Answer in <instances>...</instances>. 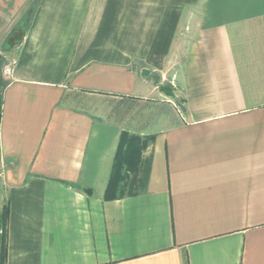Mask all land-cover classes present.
I'll use <instances>...</instances> for the list:
<instances>
[{
	"label": "crops",
	"instance_id": "obj_1",
	"mask_svg": "<svg viewBox=\"0 0 264 264\" xmlns=\"http://www.w3.org/2000/svg\"><path fill=\"white\" fill-rule=\"evenodd\" d=\"M30 1L0 0L5 264H264V0H40L25 26ZM151 73L181 116L105 198L125 130L71 100Z\"/></svg>",
	"mask_w": 264,
	"mask_h": 264
},
{
	"label": "rangeland",
	"instance_id": "obj_2",
	"mask_svg": "<svg viewBox=\"0 0 264 264\" xmlns=\"http://www.w3.org/2000/svg\"><path fill=\"white\" fill-rule=\"evenodd\" d=\"M168 83L167 81H162ZM171 87V84L168 83ZM160 93V92H159ZM159 94L149 98L87 95L76 93L71 100L73 106L89 111L97 119L109 122L125 130L129 135H139L147 143L153 135L181 116V103L174 97ZM137 171L125 172L123 192L135 191Z\"/></svg>",
	"mask_w": 264,
	"mask_h": 264
},
{
	"label": "trees",
	"instance_id": "obj_3",
	"mask_svg": "<svg viewBox=\"0 0 264 264\" xmlns=\"http://www.w3.org/2000/svg\"><path fill=\"white\" fill-rule=\"evenodd\" d=\"M40 0H31L27 11L22 16L25 26L31 21ZM158 88L159 92L172 98L174 95L173 87L168 83L162 82L160 75L151 73L147 77ZM170 84V83H169ZM3 99L0 92V122L2 113ZM121 141L119 142L117 149V158L114 167V173L108 182L105 198H113L116 196L117 188L119 184L125 179V172L135 170L139 164L142 151L147 146V142L144 141L139 135H129L126 131L121 132ZM85 192H90V189H84ZM8 220V206L3 204L0 210V264H5L7 256V243L5 227Z\"/></svg>",
	"mask_w": 264,
	"mask_h": 264
},
{
	"label": "built area",
	"instance_id": "obj_4",
	"mask_svg": "<svg viewBox=\"0 0 264 264\" xmlns=\"http://www.w3.org/2000/svg\"><path fill=\"white\" fill-rule=\"evenodd\" d=\"M5 71H6L7 73H10L11 69L8 67V68L5 69ZM1 233H2V230L0 229V234H1Z\"/></svg>",
	"mask_w": 264,
	"mask_h": 264
}]
</instances>
